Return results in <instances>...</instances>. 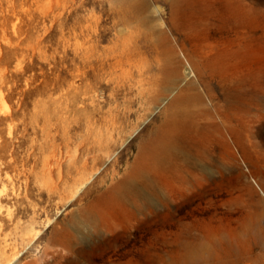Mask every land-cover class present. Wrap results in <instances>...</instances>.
<instances>
[{
    "label": "rangeland",
    "instance_id": "1",
    "mask_svg": "<svg viewBox=\"0 0 264 264\" xmlns=\"http://www.w3.org/2000/svg\"><path fill=\"white\" fill-rule=\"evenodd\" d=\"M8 262L264 264V0H0Z\"/></svg>",
    "mask_w": 264,
    "mask_h": 264
},
{
    "label": "bare ground",
    "instance_id": "2",
    "mask_svg": "<svg viewBox=\"0 0 264 264\" xmlns=\"http://www.w3.org/2000/svg\"><path fill=\"white\" fill-rule=\"evenodd\" d=\"M243 14V13H242ZM174 139V134L170 129L164 131H155L153 137L149 139L146 144L140 146L137 151V156L146 159L148 158L151 162H162L165 157L169 155L171 150H173L172 140ZM175 147V146H174ZM170 156V155H169ZM175 156V155H174ZM138 159V157H137ZM135 166V164H134ZM158 167V166H157ZM139 181V180H138ZM149 183V182H148ZM151 183V182H150ZM150 185V184H149ZM118 189V188H117ZM141 194V193H140ZM200 245V244H198ZM201 246V245H200ZM204 246V245H203ZM208 246V245H207ZM220 246V245H219ZM228 246V245H227ZM198 247V246H197ZM180 248V246H179ZM183 248V247H182ZM199 248V247H198ZM210 248V245H209ZM208 248V249H209ZM216 248V247H215ZM183 250V249H181ZM212 250V249H211ZM221 250V248H220ZM227 250V248L225 249ZM224 250V251H225ZM229 251V250H227ZM231 251V249H230ZM210 252V251H209ZM198 253V251H197ZM203 254V253H202ZM190 254L189 256H191ZM195 255V254H193ZM198 255V254H197ZM207 255V254H206ZM210 255V254H209ZM198 257V256H197ZM210 257V256H209ZM220 257V256H219ZM223 257V256H222ZM176 258V257H175ZM199 258V257H198ZM202 258V257H201ZM207 258V256H206ZM213 258V257H212ZM13 258L12 260H14ZM171 259V258H170ZM180 259V258H179ZM210 259V258H209ZM225 259V258H224ZM227 259V258H226ZM182 261V260H181ZM221 261V260H220ZM224 260L222 259V262ZM186 262V261H185ZM213 262V261H212ZM8 262L7 264H10ZM177 263V262H176ZM220 263V262H219ZM225 263V261H224ZM228 263V262H227ZM198 264V263H197ZM201 264V263H200ZM204 264V263H203ZM210 264V263H209ZM216 264V263H214Z\"/></svg>",
    "mask_w": 264,
    "mask_h": 264
}]
</instances>
